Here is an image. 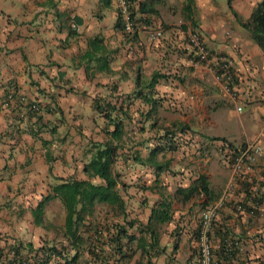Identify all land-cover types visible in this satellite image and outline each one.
I'll return each instance as SVG.
<instances>
[{"label": "crops", "instance_id": "1", "mask_svg": "<svg viewBox=\"0 0 264 264\" xmlns=\"http://www.w3.org/2000/svg\"><path fill=\"white\" fill-rule=\"evenodd\" d=\"M103 1L0 0V250L8 255L16 244L36 245L42 229L33 224L31 211L58 179H88L83 166L91 143L109 138L97 101L121 109L112 114L121 122L120 139L109 140L118 146L112 167L119 175L117 187L131 217L157 237L155 252L150 240L149 255L134 244L126 264H198L199 217L217 201L222 205L213 223L214 248L225 233L240 243L239 264H264V202L258 206L246 195L264 200V51L241 27L254 8L245 20L206 16L213 1L193 0L187 19V0H153L157 13L143 17L136 7L141 25L127 36L116 25V0L106 6ZM195 8L201 9L198 15ZM177 9L186 21L182 28L174 24ZM190 28L210 52L232 60L236 99L217 81L213 65L192 61L186 42ZM153 30L162 32L157 41L149 39ZM154 74L158 78L149 87ZM14 91L51 111L43 120L54 126L53 133L34 139L26 132L31 123L15 119V102L4 107ZM143 96L155 102L153 110ZM165 131L175 133L173 150L161 139ZM252 141L262 146L263 156L250 169L251 181L229 188L224 153ZM191 188L194 193L185 199ZM165 199L171 221L148 224ZM237 203L244 212L234 209Z\"/></svg>", "mask_w": 264, "mask_h": 264}, {"label": "trees", "instance_id": "2", "mask_svg": "<svg viewBox=\"0 0 264 264\" xmlns=\"http://www.w3.org/2000/svg\"><path fill=\"white\" fill-rule=\"evenodd\" d=\"M110 1L104 0L103 3L106 6ZM187 2L184 13L187 19H192L193 0H187ZM153 4V0L143 2L140 5H136L134 0L128 1L131 16L137 28L141 23L140 19L136 18L135 8L138 7L137 11L145 17L157 13L152 7ZM116 12L118 16L116 25L123 33L118 9ZM235 17L238 18L237 15ZM141 22L147 23L142 19ZM241 27L252 35L255 43L264 51V0H260L255 5L248 20L241 23ZM189 56H192L191 52H189ZM157 78V74L152 76L148 84L149 87H153ZM10 94L13 102H15L14 107L18 108L15 119L26 120L31 123L26 132L32 138H41L40 134L45 131L51 133L55 131L54 126L50 127L43 120V115L51 113L50 110L41 107L36 101L25 99L17 91ZM137 95H140V93L138 92ZM142 99L147 104H151L153 110L155 102L146 96H143ZM30 105L38 107V110L33 111ZM94 105L96 111L100 112L106 120L105 133L109 138L104 142L91 143L88 151L89 159L83 166V172L88 179H58V183L50 186L48 194L41 198L35 209L31 211L33 224L38 228L49 230L52 224L45 221V211L50 201L58 200L64 211L63 224L59 229L62 239L49 241L44 237L43 239L40 237L36 245L31 242L25 246L16 244L9 249L8 255L0 250V260L3 259L4 264H126L134 253V244L137 250H140L141 255L144 253L149 255L150 251L155 252L157 250L156 233L149 226H144L136 218L131 217V214L127 211V202L117 187L119 175L113 172L112 167L118 157V146H114L110 142V137L116 140L120 139L119 126H121V122L116 124L112 114L122 113L121 109L110 103L97 101ZM11 106L9 107L11 108ZM20 112L23 116H26L20 117ZM111 125L114 128L113 131L109 128ZM16 128L12 131L13 135L19 134ZM174 137L175 133L173 131H165L161 136V139H165V143L169 145L167 149H174L176 143ZM43 143L47 144V142ZM96 178L100 180L99 184L91 182L92 179ZM201 186L202 190L207 193L203 182ZM194 191L193 188L187 190L184 198L188 199ZM246 195L253 202L256 201L258 206L264 202L263 199L256 196L251 197L248 192ZM103 212L104 215L101 216L100 213ZM153 219L159 223L170 222L172 219L170 202L166 199L163 200L159 205V209L152 211L148 224ZM135 233L139 235L137 236ZM221 234L223 235H218L219 247L213 250L212 264H220L230 258L239 260V257H241L239 241L226 239V234ZM148 240H150V251L145 249ZM10 252L13 253V256L8 258Z\"/></svg>", "mask_w": 264, "mask_h": 264}, {"label": "built area", "instance_id": "3", "mask_svg": "<svg viewBox=\"0 0 264 264\" xmlns=\"http://www.w3.org/2000/svg\"><path fill=\"white\" fill-rule=\"evenodd\" d=\"M129 0H116L117 9L120 14L122 22L123 33L127 36L134 35L137 31V25L132 19L131 11L128 5ZM187 46L192 54V61L194 63H205L212 66V72L224 89L228 91L233 99H236L234 89V78L232 75V60L223 55H215L206 47L203 38L195 30H189L187 33ZM162 37L161 30H153L149 35L151 41H157ZM13 102L11 94L6 96L4 107L9 108ZM26 103V102H25ZM33 111H37L38 107L30 105ZM238 112L242 110L239 106L236 109ZM264 123V120H263ZM263 156V148L258 141L245 143L240 148L227 147L224 153V159L230 169V183L229 188L235 183L247 182L250 183L251 177L249 172L258 160ZM222 201H217L206 208H204L199 217L198 233H197V249H198V264H212L213 250L212 243L213 236V223L217 216L218 210L221 208ZM237 212H244V207L241 203L234 206ZM253 213V212H252ZM229 246V245H228ZM9 256L12 257L13 253L10 252ZM220 264H239L235 258H230L226 262Z\"/></svg>", "mask_w": 264, "mask_h": 264}, {"label": "rangeland", "instance_id": "4", "mask_svg": "<svg viewBox=\"0 0 264 264\" xmlns=\"http://www.w3.org/2000/svg\"><path fill=\"white\" fill-rule=\"evenodd\" d=\"M211 1H213L214 7H212V11H210V9L207 10L206 8H204V11L205 9L207 10L206 16H209V14L219 13L221 16H231L232 18H236L235 15H237L240 17L241 20H245L248 17L252 8H254V6L260 0H211ZM229 3H230V9L228 8ZM192 10L193 9L191 8V11ZM196 11L198 15V11H201V9L195 8V12ZM164 18H167V16H165ZM173 18L175 19L174 24L176 23L177 27L182 28L186 24L185 19H183L182 14L178 12V9L174 12ZM190 30H194V29L190 28ZM188 31L189 30H186V32ZM63 219H64V211L60 202L58 200L50 201L45 211V221L51 223L52 227L49 228V230L40 228L42 229V233H41L42 239L43 237L47 239L55 238V240L62 239L61 231L59 229L63 224Z\"/></svg>", "mask_w": 264, "mask_h": 264}, {"label": "clouds", "instance_id": "5", "mask_svg": "<svg viewBox=\"0 0 264 264\" xmlns=\"http://www.w3.org/2000/svg\"><path fill=\"white\" fill-rule=\"evenodd\" d=\"M138 30V29H137ZM196 31V30H195ZM198 32V31H197ZM199 33V32H198ZM200 34V33H199ZM202 37V36H201Z\"/></svg>", "mask_w": 264, "mask_h": 264}]
</instances>
